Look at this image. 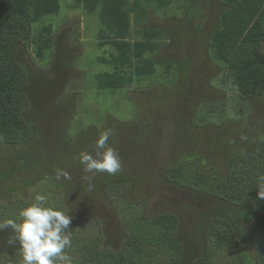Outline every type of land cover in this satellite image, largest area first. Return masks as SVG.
<instances>
[{"label": "rangeland", "instance_id": "374dc122", "mask_svg": "<svg viewBox=\"0 0 264 264\" xmlns=\"http://www.w3.org/2000/svg\"><path fill=\"white\" fill-rule=\"evenodd\" d=\"M81 1L59 0L60 11L33 24L20 50L29 73L25 118L32 133L21 144L0 145V223L22 222L20 210L44 194L72 217V245L65 251L71 264H84L83 253L95 245L119 250L131 232L147 237L151 227L144 217L174 213L191 257H203L207 246L206 264H239L237 252L217 248L211 235L203 244L205 219L218 210V201L206 189L199 192L167 176L187 173L194 162L224 173L229 157L249 151L254 136L264 133V96L242 100L226 66L208 51L220 0H172L166 7L139 0L130 30L154 32L156 67L116 93L95 89L96 76L110 70L98 57L116 50L97 46L98 14L87 13ZM192 8L198 11L191 17ZM45 39L50 48L38 58L36 43ZM106 129V147L118 152L122 169L114 175L86 173L80 153L95 157V142ZM57 169L71 179L57 180ZM85 176H92L91 187ZM212 183L210 188L217 186ZM12 234L11 228L0 231V264H22L19 245L6 242ZM156 253L155 261L167 259L165 252ZM255 253L245 248V264H255Z\"/></svg>", "mask_w": 264, "mask_h": 264}, {"label": "trees", "instance_id": "16d2710c", "mask_svg": "<svg viewBox=\"0 0 264 264\" xmlns=\"http://www.w3.org/2000/svg\"><path fill=\"white\" fill-rule=\"evenodd\" d=\"M80 1L75 0L77 5ZM144 1L166 7L172 0ZM81 2L87 13L98 14L101 25L97 46H112L116 50L109 58L98 57L97 60L108 65L110 70L96 76L95 89L116 93L152 75L156 64L151 56L158 48L155 34L148 28L135 33L130 30V15L140 9L141 1ZM220 3L218 26L209 35L210 57L215 63L226 66L228 79L242 100L262 97L264 0H220ZM59 11V0H0V145L21 144L31 136L32 129L25 118L30 103L29 73L21 61L20 50L29 42L30 27ZM196 11L195 8L189 10L190 16ZM44 31L51 32V26H46ZM49 48V39L36 43V56L42 58ZM170 71L171 66L167 65L166 72ZM193 158L201 161L202 157ZM191 165L185 167V174L176 171L167 176L180 185L198 189L196 191L206 189L207 197L218 201V210L205 219L203 244H208L211 235L217 248L237 252L239 264H245V248H254L255 264H264V199L258 197L257 186L259 178L264 176V133L254 136L249 151L230 156L224 173L209 170L201 163ZM212 182H217V186L210 188ZM144 218L151 227L147 237L143 232H131L119 250L95 245L83 253L84 264H142L144 260L146 264H206L208 247H204L203 257L188 254L189 245L181 236V223L176 214L162 213ZM146 239L152 240L147 242ZM147 243L152 247L147 248ZM157 251L165 252L167 259L155 261Z\"/></svg>", "mask_w": 264, "mask_h": 264}, {"label": "clouds", "instance_id": "9594fccd", "mask_svg": "<svg viewBox=\"0 0 264 264\" xmlns=\"http://www.w3.org/2000/svg\"><path fill=\"white\" fill-rule=\"evenodd\" d=\"M111 129H106L95 142L96 156L83 151L80 163L86 173H108L114 175L122 169L118 152L108 144ZM71 179L68 172L57 169L56 179ZM91 187L92 176H85ZM258 197L264 199V176L258 181ZM35 202L19 212L20 223L7 219L0 223V231L11 228L7 239L9 246L19 245L22 264H71L66 249L72 245L70 224L72 217L49 203L44 194H36Z\"/></svg>", "mask_w": 264, "mask_h": 264}]
</instances>
